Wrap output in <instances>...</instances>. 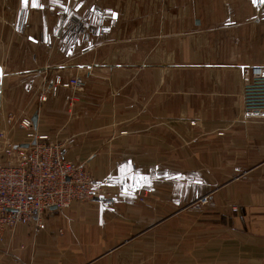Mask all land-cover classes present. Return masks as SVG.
I'll return each mask as SVG.
<instances>
[{
  "label": "crops",
  "instance_id": "obj_1",
  "mask_svg": "<svg viewBox=\"0 0 264 264\" xmlns=\"http://www.w3.org/2000/svg\"><path fill=\"white\" fill-rule=\"evenodd\" d=\"M0 0V130L19 120L111 196L0 225V264H264L253 0ZM79 79L42 100L46 81ZM12 114V116H10ZM209 196V202L200 199Z\"/></svg>",
  "mask_w": 264,
  "mask_h": 264
},
{
  "label": "built area",
  "instance_id": "obj_2",
  "mask_svg": "<svg viewBox=\"0 0 264 264\" xmlns=\"http://www.w3.org/2000/svg\"><path fill=\"white\" fill-rule=\"evenodd\" d=\"M251 78L245 84V105L250 111L264 110V66L250 69ZM79 84L73 77L46 81L42 100L57 96L61 88ZM12 116V114H10ZM26 129L27 142L16 143L5 128L0 130V225L10 229L20 224H33L39 232L44 215L54 207L68 208L77 202H89L111 196L109 180L94 179L86 162L68 159L64 144L34 128L31 117L19 120ZM209 202V196L200 199Z\"/></svg>",
  "mask_w": 264,
  "mask_h": 264
},
{
  "label": "snow or ice",
  "instance_id": "obj_3",
  "mask_svg": "<svg viewBox=\"0 0 264 264\" xmlns=\"http://www.w3.org/2000/svg\"><path fill=\"white\" fill-rule=\"evenodd\" d=\"M24 4L27 5L28 0H23ZM254 3H259L260 5H264V0H253ZM33 6H37L36 5V0H33Z\"/></svg>",
  "mask_w": 264,
  "mask_h": 264
},
{
  "label": "water",
  "instance_id": "obj_4",
  "mask_svg": "<svg viewBox=\"0 0 264 264\" xmlns=\"http://www.w3.org/2000/svg\"><path fill=\"white\" fill-rule=\"evenodd\" d=\"M36 118H37V117L35 116V117H34V123H36ZM55 208H56V207H54V209H55Z\"/></svg>",
  "mask_w": 264,
  "mask_h": 264
}]
</instances>
